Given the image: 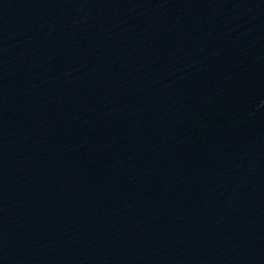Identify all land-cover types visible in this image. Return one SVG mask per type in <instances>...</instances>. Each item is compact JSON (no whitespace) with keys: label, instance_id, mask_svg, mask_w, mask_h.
Listing matches in <instances>:
<instances>
[{"label":"water","instance_id":"1","mask_svg":"<svg viewBox=\"0 0 264 264\" xmlns=\"http://www.w3.org/2000/svg\"><path fill=\"white\" fill-rule=\"evenodd\" d=\"M0 264H264V0H0Z\"/></svg>","mask_w":264,"mask_h":264}]
</instances>
